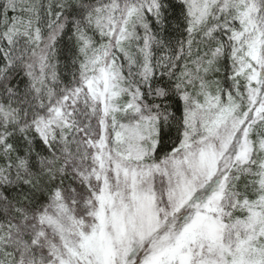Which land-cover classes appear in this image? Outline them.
Listing matches in <instances>:
<instances>
[{
    "label": "trees",
    "instance_id": "1",
    "mask_svg": "<svg viewBox=\"0 0 264 264\" xmlns=\"http://www.w3.org/2000/svg\"><path fill=\"white\" fill-rule=\"evenodd\" d=\"M242 2L264 17V0H0V264H51L61 245L57 222L95 221L103 105L88 79L102 62L94 53L105 31L112 29L114 37L127 13L124 53L133 60L124 66L120 102L133 99L141 116L152 119L155 139L149 148L140 142L139 160L167 169L184 152L188 109L200 81H214L245 115L251 151L229 167L216 213L224 241L238 240L264 171V88L253 113L237 73ZM198 66L213 73L193 74ZM132 115L118 118L111 131ZM166 169L152 173L159 219L170 215L175 200Z\"/></svg>",
    "mask_w": 264,
    "mask_h": 264
},
{
    "label": "rangeland",
    "instance_id": "2",
    "mask_svg": "<svg viewBox=\"0 0 264 264\" xmlns=\"http://www.w3.org/2000/svg\"><path fill=\"white\" fill-rule=\"evenodd\" d=\"M130 16L127 13L121 19L114 37L112 29L105 31V42L94 53L96 61L102 62L95 63L88 79L103 105L102 134L96 144L103 182L93 210L95 221L57 222L62 245L58 260L51 264H264V171L262 192L252 202L248 222L241 226L246 229L234 244L224 241L225 226L216 216L228 169L235 159L249 156L251 144L247 128L243 129L245 115L236 113L232 96L221 95L212 80L200 81L196 88L198 97L187 114L189 134L181 146L184 152L168 167L174 205L169 216L157 218L152 173L165 166L139 160L142 147L155 143L152 119L141 116L133 99L120 102L127 75L124 66L133 60L124 53ZM239 20L234 39L237 73L250 91L255 113L262 105L255 99H260L264 88V17L251 3L242 2ZM205 68L198 66L192 73L203 69L204 75L213 73L212 67ZM128 111L139 117L132 115L131 121L111 131L118 118H127ZM262 164L264 169V156Z\"/></svg>",
    "mask_w": 264,
    "mask_h": 264
}]
</instances>
